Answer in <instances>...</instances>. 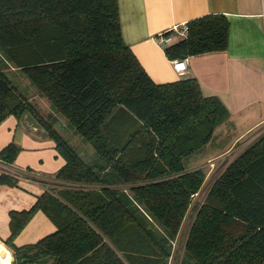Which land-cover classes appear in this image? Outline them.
Returning <instances> with one entry per match:
<instances>
[{
  "label": "trees",
  "instance_id": "1",
  "mask_svg": "<svg viewBox=\"0 0 264 264\" xmlns=\"http://www.w3.org/2000/svg\"><path fill=\"white\" fill-rule=\"evenodd\" d=\"M185 25L186 35L163 48L169 60L226 49L224 15ZM12 68L96 159L86 161L52 121L39 122L6 75ZM10 115L44 130L64 160L54 176L59 183L28 210L10 212L4 244L12 264H170L206 165L229 139L187 168V158L221 143L229 112L217 96H204L195 78L154 83L124 43L117 0H0V122ZM19 151L9 144L0 159L11 164ZM220 167L195 210L179 264H264V134ZM17 182L0 175V184ZM37 211L56 230L12 245Z\"/></svg>",
  "mask_w": 264,
  "mask_h": 264
},
{
  "label": "crops",
  "instance_id": "2",
  "mask_svg": "<svg viewBox=\"0 0 264 264\" xmlns=\"http://www.w3.org/2000/svg\"><path fill=\"white\" fill-rule=\"evenodd\" d=\"M117 2L124 43L154 83L195 78L204 96H217L227 108L230 115L227 125L232 123L236 129L228 136L225 152L212 160L218 165L226 163L264 134L261 0ZM209 14H222L228 22L226 49L188 57L186 72L177 74L172 60L156 43V36L174 25ZM9 144H15L20 151L11 164L0 159V175H13L18 182L16 186L0 184V264H12L13 260L12 250L4 244L11 235L10 212L28 210L48 186L59 183L54 176L64 165L52 139L33 135L11 115L0 122V151ZM55 230L52 221L42 211H37L10 242L14 246L32 244ZM182 250L183 247L177 264Z\"/></svg>",
  "mask_w": 264,
  "mask_h": 264
},
{
  "label": "rangeland",
  "instance_id": "3",
  "mask_svg": "<svg viewBox=\"0 0 264 264\" xmlns=\"http://www.w3.org/2000/svg\"><path fill=\"white\" fill-rule=\"evenodd\" d=\"M5 73L11 79V81L15 85L18 86V89L23 93V95L30 101V103L36 109L37 115H39V117H40V118H38L39 122L45 121V120H47L48 122L52 121L54 123L53 127L62 136H66L65 138L68 139L70 144L73 146V148L78 153L84 154V158L86 161L89 162V160L97 158V155L94 152L91 145L89 143L84 142L79 135L75 134L73 132V130L66 125L64 120L51 109L48 101L44 97L39 95L38 92L30 85V83L27 81V79L24 77L23 73L20 70L12 68L11 70H7ZM220 129H222V131H223L222 133L224 135V136L222 135L223 140L221 141V143H219V141L217 140L216 144L215 143L212 145L210 144V145L206 146L198 154H194L191 157L187 158L185 161L187 168H189V169L193 168L194 161H196L198 163H205L207 155L212 154L211 151L215 150V147L217 145H219V144H220V146L223 145L226 142L228 136L233 132V130L236 129V127L234 124L230 123L229 125L221 126ZM238 129L239 128H237V132L240 131ZM221 169H222V167H220V165H218L217 162L213 161V160L210 161V163H208L206 165V170H207L206 181L203 185V189L199 193L195 194V196L192 200L189 213H188L186 219H184L181 234H180L179 238L176 239V240H178V239L179 240H178V242L176 241L175 245L173 246L170 264H177L178 256H179L180 251L183 247L182 243H183V240L186 236V232L190 226L191 220L193 219L195 210L202 203V200H203L209 186L215 180L216 176L221 171ZM12 257H13V255H12Z\"/></svg>",
  "mask_w": 264,
  "mask_h": 264
},
{
  "label": "built area",
  "instance_id": "4",
  "mask_svg": "<svg viewBox=\"0 0 264 264\" xmlns=\"http://www.w3.org/2000/svg\"><path fill=\"white\" fill-rule=\"evenodd\" d=\"M261 18L264 20V0H261ZM186 35V25H174L167 31L161 32L156 36V43L164 48L178 37ZM173 69L177 74L182 75L187 69V58L172 61ZM175 245V243H174Z\"/></svg>",
  "mask_w": 264,
  "mask_h": 264
},
{
  "label": "water",
  "instance_id": "5",
  "mask_svg": "<svg viewBox=\"0 0 264 264\" xmlns=\"http://www.w3.org/2000/svg\"><path fill=\"white\" fill-rule=\"evenodd\" d=\"M20 122L22 127L27 131H30L33 135L45 137L44 130L38 128L37 126H33V123H30V121L27 120L26 116H23Z\"/></svg>",
  "mask_w": 264,
  "mask_h": 264
}]
</instances>
